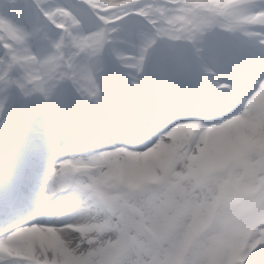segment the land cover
Here are the masks:
<instances>
[{
  "label": "snow or ice",
  "instance_id": "snow-or-ice-1",
  "mask_svg": "<svg viewBox=\"0 0 264 264\" xmlns=\"http://www.w3.org/2000/svg\"><path fill=\"white\" fill-rule=\"evenodd\" d=\"M180 4L127 0L102 11L92 0L58 3L54 9L39 0H0V20L25 34L46 26L60 38L51 42L57 51L66 34L77 50V37L102 38L100 47L62 66L45 103L21 102L0 112V264H66L46 242L48 230L82 228L68 217H75L82 202L99 203L101 195L78 174L94 161L122 153L132 162V154L145 153L175 125L219 123L264 88V23L221 30L231 35L208 24L197 47L191 39L164 34L163 22L179 14ZM237 7L253 20L264 18V0H246ZM56 12L67 16L63 27ZM24 38L0 42V63H7L11 78L19 77L22 59L39 64L58 59L49 55L41 60L42 49L28 47L21 57L17 44ZM24 79L31 81V75ZM9 115L17 122L15 136L6 128ZM157 168L153 162L152 176L160 179ZM69 200L71 205L60 211ZM53 201L57 211L50 207ZM119 228L120 240L99 250L101 264H130L128 228ZM191 239L164 248V237L154 233L150 264H183ZM211 253L206 264H264V227L251 223L226 260L213 262Z\"/></svg>",
  "mask_w": 264,
  "mask_h": 264
},
{
  "label": "rangeland",
  "instance_id": "rangeland-1",
  "mask_svg": "<svg viewBox=\"0 0 264 264\" xmlns=\"http://www.w3.org/2000/svg\"><path fill=\"white\" fill-rule=\"evenodd\" d=\"M60 3L71 4L73 0H56ZM96 1L101 10H107L119 7L127 0H92ZM179 3L191 5V7L179 10V14L163 22L164 34L182 39H191L195 46H199V41L203 34L206 33V25L208 21L197 16L199 8L197 5L203 4L206 0H177ZM246 0H221V3L227 5V10L234 15V23L229 25L228 29H243L246 25L252 23H261L259 18L242 19L244 15L238 9V5L245 3ZM56 18L62 23L58 26L63 27V21L66 14L62 12L54 13ZM240 16V17H239ZM242 16V17H241ZM2 29L0 30V39L14 41L17 37L24 36L23 43L17 44L18 55H24V48L28 47L32 50H41V60L49 55L58 57L51 64L33 63L27 60H21L22 67H19V77L11 78L7 75V63H0V112H5L13 107L14 104L24 103H45V97L52 88L53 83L59 77L62 66L70 67V61L75 59L83 49H87L91 53L97 47L101 46L102 38L93 34L90 36L77 37L79 50L76 45L69 39L70 34H66V43L69 47L65 50L64 45L57 51L51 46L52 41H59V37L53 36L46 26L36 25L29 33H22L20 30H14L3 20H0ZM7 46V45H6ZM25 74L31 75V81L24 79ZM15 82H11L12 80ZM87 86V81H82ZM20 85H23L21 91ZM16 119L9 115L5 124L6 128L15 136L17 127H14ZM264 129V88L257 91L247 102L244 119L238 134L231 139L219 141L218 148L213 155L201 162V167L213 170L218 167H228L229 165H237L241 169L244 181L239 185L237 199L246 200L255 196L261 188H264V145L261 144L260 130ZM169 156L160 159L153 156L149 161L145 156L140 154H132V162L129 155L119 154L116 157L105 158L92 162L88 168L78 174L77 178L82 183H92L94 185L92 191H98L100 196L96 197L99 203L94 200H87L77 205L82 209L83 215L78 217H68L82 225V228L72 231L48 230L46 242L57 249L58 253H62L66 264H101L103 257L100 255L98 248L92 247L84 249L83 245H94L96 241L103 238L106 233L116 230V226L102 222L96 223L92 220L95 215L94 209L97 205H101L106 209H110L113 205H131L133 198L144 192L145 189L158 182V178L152 176V163L159 164V168L167 169L172 159L177 158L181 154V147L176 143L169 147ZM156 177H159L156 173ZM123 186L125 191L122 192L120 187ZM255 188H257L255 190ZM105 201L107 203H105ZM69 205L65 204L60 211ZM252 206V201H249ZM249 209L246 207H238L237 211L246 213ZM58 214V213H57ZM107 228V229H106ZM38 232V230H36ZM95 234V239H89L90 234ZM78 234V235H77ZM162 237L163 234H161ZM127 242L129 244L128 258L139 260L144 264L146 260L153 259V250L151 245L147 244L134 230L128 229ZM216 253L212 252L209 259L213 261Z\"/></svg>",
  "mask_w": 264,
  "mask_h": 264
},
{
  "label": "clouds",
  "instance_id": "clouds-1",
  "mask_svg": "<svg viewBox=\"0 0 264 264\" xmlns=\"http://www.w3.org/2000/svg\"><path fill=\"white\" fill-rule=\"evenodd\" d=\"M188 7L191 5L180 4L181 9ZM197 7V16L213 25L215 32L231 35L221 30L233 24L235 17L221 0H206ZM260 21L264 23V18ZM206 36L203 34L201 39ZM245 111L246 107L219 123L203 127L199 121L192 122L197 124L196 128L189 124L175 125L145 153H139L149 161L153 156L165 159L170 146L179 143L181 147V154L172 159L167 169H156L160 177L158 182L136 195L131 205L116 204L111 210L97 205L92 220L110 223L116 230L106 233L94 245L85 243L84 249H104L115 244L121 238L119 226L122 225L134 230L149 245L154 233L163 234L164 248L181 245L192 235L183 252V264H206L209 251L215 252L218 260H226L230 248L245 237L251 223L255 221L257 226L264 227V188L251 198L238 200V188L245 179L239 166L233 164L209 170L202 168L201 162L213 155L219 141L238 134ZM259 135L264 145V129ZM261 175L264 177V172ZM120 190L124 192L125 188L121 186ZM249 201H252L251 207ZM66 204L70 206L71 201ZM50 207L58 210L55 201ZM238 207L249 210L242 214L237 211ZM83 214L77 207L75 218ZM89 239H95V234H90ZM129 261L136 264L137 260L131 258ZM150 262L146 260L144 264Z\"/></svg>",
  "mask_w": 264,
  "mask_h": 264
},
{
  "label": "trees",
  "instance_id": "trees-1",
  "mask_svg": "<svg viewBox=\"0 0 264 264\" xmlns=\"http://www.w3.org/2000/svg\"><path fill=\"white\" fill-rule=\"evenodd\" d=\"M76 0H74V2H75ZM39 2L41 3V4H43L45 7H49V8H53V7H55L57 4H58V2H56L55 0H39ZM96 6H98L97 5V3H96V1H92ZM66 20H67V17H66ZM65 20V21H66ZM64 42V43H63ZM62 43H63V45H64V47H65V49L67 50L68 49V47H69V45H68V43H66V41L64 40ZM82 52H84V53H88V50L87 49H83V51Z\"/></svg>",
  "mask_w": 264,
  "mask_h": 264
},
{
  "label": "bare ground",
  "instance_id": "bare-ground-1",
  "mask_svg": "<svg viewBox=\"0 0 264 264\" xmlns=\"http://www.w3.org/2000/svg\"><path fill=\"white\" fill-rule=\"evenodd\" d=\"M240 12H241V11H240ZM239 17H240V16H239ZM241 17H242V16H241ZM242 19L245 21V19L247 20V19H250V18L244 15V17H242ZM217 260H218V257L216 256V258L213 260V262H215V261H217Z\"/></svg>",
  "mask_w": 264,
  "mask_h": 264
}]
</instances>
